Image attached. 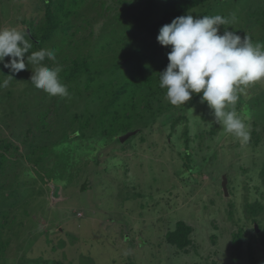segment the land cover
Masks as SVG:
<instances>
[{
  "label": "rangeland",
  "instance_id": "obj_1",
  "mask_svg": "<svg viewBox=\"0 0 264 264\" xmlns=\"http://www.w3.org/2000/svg\"><path fill=\"white\" fill-rule=\"evenodd\" d=\"M78 2L81 28L75 37L96 44V55L107 57L101 68L120 61L116 71L124 74L133 66L159 82L160 72L169 63L171 47L159 43V32L150 35L142 25L161 17L165 1L159 0L154 13L150 15L147 10L143 19L136 18L145 14L139 13L136 4L133 6L136 0L131 4L127 0ZM45 6L44 0H0V28L21 31L25 27L21 20L40 21ZM263 10L264 0H207L179 16L222 15L233 19L234 15L235 28L221 25V34L227 27L241 38L247 35L253 43L264 44ZM82 20H98V24H88L85 29ZM91 29L96 41L89 35ZM141 45L140 57L131 60L128 55L136 53ZM30 53L25 54L26 61ZM110 75L106 72L104 79ZM9 86L10 82L3 89ZM37 91L40 99L44 91ZM132 92L129 87L124 97L130 103ZM165 94L166 89H162L145 107L141 97L135 99L137 112L131 114L135 121L129 132L119 136L134 132L126 139L117 142L108 131L96 141L72 136L73 144L48 149L49 156L37 165L30 151L33 144L38 147L45 140L51 144L57 139L64 124L58 122L62 116L54 110L49 112V133L41 139L28 126H20L18 99L14 97L11 106L7 99L2 102L0 135L6 138L4 147L8 146L9 156L4 163L5 176L0 175V222L8 220L0 228V264H21L33 258L71 264H110L111 258L121 264L264 263V246L258 230L253 229L256 224L264 226V80L241 86L238 93L235 111L250 131V140L243 144L215 122L212 109L200 100L202 93L193 94L179 107L172 106ZM95 101L86 94L83 101L70 107L72 111L66 114L70 130L78 128L77 122L75 126L71 123V116L75 111L83 116V104L90 105L85 112L88 115L98 111ZM93 116L91 127L86 129L88 135L98 112ZM146 123L149 126L145 127ZM26 133L29 143L25 146L20 140ZM10 137L17 144L10 142ZM63 167L70 168L65 171ZM50 181L61 186L64 197L55 204L51 203ZM179 219L193 226L194 245L174 256L164 234ZM239 231L240 245L234 240Z\"/></svg>",
  "mask_w": 264,
  "mask_h": 264
},
{
  "label": "trees",
  "instance_id": "obj_2",
  "mask_svg": "<svg viewBox=\"0 0 264 264\" xmlns=\"http://www.w3.org/2000/svg\"><path fill=\"white\" fill-rule=\"evenodd\" d=\"M205 1L207 0H163L164 3L162 4H164V6L161 17L158 20L154 21L152 24L146 23L144 21L142 27L148 32V34L156 35L163 25L168 24L174 18L178 17L179 15L183 14L193 7L203 4ZM44 4L46 5L44 18L40 19V21L36 23H34L33 20H21L25 25L21 32L26 33V38L31 45L29 52H36L42 49L53 50L55 52V61L49 60L46 57L45 60L41 63L48 66L49 68H60L59 77L61 82L65 86H67L66 88L68 91V95L64 96L63 99H60L59 97H49L48 94L44 92L43 96L38 99L37 90L39 89H36L30 82L32 70H34L36 65L28 64L26 60V68L18 73H15V75L14 73L12 74L13 78L10 80V86L8 87V90L5 91L3 89L4 87H0V108H3L2 104L4 103V101H6V99L9 103L12 99H14V97L18 99L21 109V114L18 115L20 116V126H28V130L32 129L33 133H35V136L40 137L41 139L45 137V134L49 133L47 127L50 125L49 120H51V117H49V119L47 120L49 112H52L54 110L56 111L55 113L57 114V116H62L61 119H57L58 122L64 121V124L61 125L62 132H60V136L57 139L53 140L51 144H49L45 140V142L41 143L38 147L33 144V147L30 151L32 156L34 157L32 158L34 159V165H37L41 162V160L45 159L46 156H49L47 155L49 153L48 149L53 150L58 145L65 146V144H73L70 139L72 136H79L87 140H89L91 137L93 141H96V139L104 137L105 133L108 131L109 133L114 134V136L116 137L115 139L118 142V140H120L119 136L125 134L126 132H129V130H131L130 127H132L135 121V115H131L132 113L137 112V106L134 102L136 101L135 99L141 97L142 102H145H143V107H145L150 105L149 99L151 97L157 98V95L162 93V89L159 87L158 80L153 75H146L144 72L145 70L138 69L132 66L129 69L124 70L123 74L122 71H116L118 67L121 66L120 61L114 63L113 66L109 68L100 67L101 64H105L107 62L105 61L107 57L105 55H102V53H100L101 55L99 56L96 55L97 49H94L96 44H87L84 43L85 40L75 37V33L78 32V30H80L81 28V26H78L77 22V19L81 17V15L79 14L80 12L78 0H44ZM135 4L137 5V7H139V13H143L142 11H145V14L136 16V18L141 16L142 19L146 15L147 10L149 11V14L152 15L157 6L160 5L159 0H136V2L133 3V6ZM82 21L84 23L86 22L85 29L88 24L93 26L98 24H96L98 20H88V22L87 20ZM89 35L94 39L96 38L95 32H93L92 29L89 31ZM144 42L142 43V45H144ZM142 45L140 46V48L138 47L135 50L136 53H131L128 55L131 60H135L140 57L139 54H141V51H143ZM98 62H100V64H98ZM146 70L148 71V68H146ZM0 71H2L0 72V83H2L4 81V76L7 75V73L10 71L7 68L5 69L2 63H0ZM106 72L108 74H111L108 80L104 79ZM129 87L133 89V92L131 93V103L130 99L124 98L126 97L125 93L128 92ZM86 94H89L90 97L93 96V100L96 99V101L94 102V106L99 109L98 111H90L91 114L88 115L85 112H89L88 108H90V105L83 104L85 114L83 113L82 116L75 111V114L71 116V119L73 120L71 121V123L75 126V122H77L78 128H75L74 130L72 128V130H70L68 127V122L66 120V114L67 112L72 111L70 107L76 106V104H79L80 101H83ZM97 102H99V104H97ZM100 103L102 106H100ZM37 105L41 107L39 108V110H37ZM43 105L46 106L43 107ZM48 105H53V107H48ZM61 105H63V109L59 110V107ZM127 105L131 106V108H127ZM37 112H41L43 116H41ZM97 112L98 116L91 128L92 133L90 132V134L88 135L86 134V129H89V127H91L90 120L92 118L94 119L93 113ZM29 115H32V117H29ZM36 116H39L41 119H38ZM32 124L33 126L31 127ZM148 124L149 123H146L145 127L149 126ZM0 128L3 130L2 127ZM37 130H39L40 133H37ZM139 131L141 132V130H137V132ZM188 133L189 130L186 127L184 130L186 146L188 145L189 141ZM12 134L14 135V133ZM16 137L20 140L19 135H17ZM5 139L6 138L4 135H0L1 176H5L3 171L4 163L9 156L7 149L8 146L4 147ZM20 141L23 142L25 146L28 145L29 139L27 140V133L25 134V138ZM10 142H12L13 144H17V141H14L13 137H10ZM17 149H19V147ZM186 155L187 158H189V154ZM74 158L75 157H73V160H75ZM180 163L181 162H179L178 164ZM66 167H63V170L66 171L70 168L69 167L66 169ZM41 171L40 173H44L46 176V172ZM45 180L47 179L45 178ZM1 189H3V187H1ZM251 208L253 209L254 213L258 211L257 209L255 210V205H252ZM7 221L8 220H6L4 223L0 222V228L3 225L6 226ZM261 226L258 225V235H260V241L264 246V226ZM253 229L257 231L256 227H253ZM193 230V226L188 224L183 219L177 220L174 228L167 229L166 233L164 234V240L170 247L173 248L174 256L179 254L180 251L187 252L189 248L194 245V240L192 239ZM240 234L241 232L239 231L235 234L234 238V240L238 244L240 243ZM8 244L9 241L7 244H4L3 247ZM111 261L112 262L110 264H121L118 262V260H116V258H111ZM21 264L71 263H66L60 260H46L45 262H43L40 258H33L32 260H27L26 262Z\"/></svg>",
  "mask_w": 264,
  "mask_h": 264
},
{
  "label": "clouds",
  "instance_id": "obj_3",
  "mask_svg": "<svg viewBox=\"0 0 264 264\" xmlns=\"http://www.w3.org/2000/svg\"><path fill=\"white\" fill-rule=\"evenodd\" d=\"M127 2L131 4L133 0ZM233 20L234 15L228 19L222 15L188 14L163 25L157 40L170 46L171 51L167 54L169 63L160 72L159 87L166 89L165 99L175 107L185 105L193 94L202 93L200 100L212 109L215 122L243 144L250 140V131L235 106L241 86L264 80V44L253 43L247 35L241 38L227 27L221 34L220 26H233ZM30 47L25 32L15 27L0 28V63L11 73L26 68L25 54ZM46 57L55 61V52L42 49L27 56L28 63L36 65L31 84L49 97L67 96V88L59 77L60 68L41 63ZM7 76L0 87H7L13 78ZM255 227L258 230L257 224Z\"/></svg>",
  "mask_w": 264,
  "mask_h": 264
},
{
  "label": "water",
  "instance_id": "obj_4",
  "mask_svg": "<svg viewBox=\"0 0 264 264\" xmlns=\"http://www.w3.org/2000/svg\"><path fill=\"white\" fill-rule=\"evenodd\" d=\"M133 132H130L126 135H124L123 137H121V140L126 139L127 137H129ZM222 185H223V189L226 192V178H224V180L222 181ZM49 186L51 188V193H50V198H51V203L55 204L58 201H61L64 197L62 196V192H61V186L58 184H55L54 182L50 181Z\"/></svg>",
  "mask_w": 264,
  "mask_h": 264
}]
</instances>
